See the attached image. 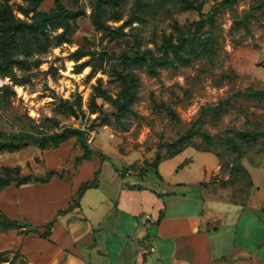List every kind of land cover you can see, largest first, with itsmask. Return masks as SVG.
<instances>
[{
  "label": "rangeland",
  "instance_id": "374dc122",
  "mask_svg": "<svg viewBox=\"0 0 264 264\" xmlns=\"http://www.w3.org/2000/svg\"><path fill=\"white\" fill-rule=\"evenodd\" d=\"M61 1L71 10L82 7L87 16L76 22L71 44L51 49L41 57L39 67L26 73V77L24 72L16 70L19 77L26 78V84L13 85L10 79L0 78V90L9 85L15 91H0V144L9 141L13 135L28 134L41 139L64 128L87 131L92 126L94 130L89 131L88 144L131 159L133 162L129 167H133V172L125 174V178L148 176L140 180L145 186H154L151 181L154 171L150 170L148 175L147 172L157 156L166 159L170 147L179 141L219 153L223 157V171L231 173L234 169L232 164L241 154L234 152L230 143L235 139L236 131L250 127L249 112L257 105L247 97L246 91L248 88H261L241 76L237 67L248 69L256 65V75L264 80L263 62L259 61L264 60V52L261 51L264 46V0H229L228 5L223 4L226 0H205L203 13L206 24L201 37L209 39L213 55L197 58L191 65L179 64L177 68L161 69L158 77L139 70L140 86L134 105L138 117L131 119V126L126 131L93 125L96 115L89 114L88 103L98 79H102L103 87L111 94L115 96L118 93L119 85L111 80L109 65L119 57L131 55L134 42L131 38L110 40L96 32L89 16L92 0ZM135 1L129 0L123 6L124 20L131 13ZM144 1L155 6L143 22L133 25L143 40L144 49L156 51L170 34L177 33V25L189 27L200 20L197 11L183 9L181 0ZM6 2L0 0V3ZM8 3L17 17L32 18L33 14L27 18L21 12V7H27L29 2L9 0ZM54 8V0H42L38 10L51 12ZM113 13L114 10L108 11V17ZM123 22L109 19V24L115 26ZM130 29L126 27L125 31ZM79 49L94 57L93 63L98 71L93 76H90L91 67L80 70V65L91 56L77 61L75 53ZM102 55H106L103 63L100 60ZM256 55L258 61L255 62ZM80 102L82 109H79ZM98 103L104 111L111 112L110 105L101 100ZM189 136H192L190 140ZM73 141L76 144L72 156H79L83 150L78 141ZM249 152L245 147L243 155ZM51 156L49 161L55 160ZM48 162L44 164L37 141H31L26 146L20 145L15 153H1L0 171L5 167H19L22 175L41 177L49 171ZM114 164L122 167L118 159H114ZM94 165V160L86 162L78 178L87 179ZM17 194L25 195V186ZM15 195L14 191L8 194V198ZM0 221V264H29L25 256V241L39 236L25 232L29 231L26 225L25 230L10 229L1 216ZM62 224L57 228L55 239L60 235Z\"/></svg>",
  "mask_w": 264,
  "mask_h": 264
},
{
  "label": "crops",
  "instance_id": "0c3cea01",
  "mask_svg": "<svg viewBox=\"0 0 264 264\" xmlns=\"http://www.w3.org/2000/svg\"><path fill=\"white\" fill-rule=\"evenodd\" d=\"M257 68L237 70L264 90ZM262 116L264 109L255 105L248 118L256 123ZM75 144L70 140L59 149L40 150L44 164L50 155L55 158L48 172L56 170L62 178L29 183L25 195L17 194L24 186L15 185L0 193L1 212L29 231L45 233L55 221L48 238L25 241L29 264H264V152L242 156L241 177L223 171L215 153L187 148L164 159L148 187L140 183L148 176L121 177L131 159L91 146L110 160L93 155L77 163L83 153L72 156ZM93 160L88 178L79 179L84 164ZM97 172L98 187L78 201L81 185Z\"/></svg>",
  "mask_w": 264,
  "mask_h": 264
},
{
  "label": "trees",
  "instance_id": "16d2710c",
  "mask_svg": "<svg viewBox=\"0 0 264 264\" xmlns=\"http://www.w3.org/2000/svg\"><path fill=\"white\" fill-rule=\"evenodd\" d=\"M6 1V3H0V78L10 79L13 85L23 86L27 83L26 78L19 77L16 70L24 72L26 77V73L39 67L41 57L48 54L51 49L64 44H71L74 26L79 18L87 16V12L82 7L77 10L68 9L61 0H54L55 8L53 11L41 12L38 9L42 4V0H25L29 2V5L21 7L22 14L27 18L30 14H33L30 20H26L17 17L12 6L8 3L9 0ZM128 2L129 0H92V11L89 15L96 32L101 33L103 38H109L110 40L131 38L134 42L131 55L126 54L119 57L111 61L112 63L109 65V76L111 80L119 85L118 93L115 96L111 94L108 89L103 87L102 79H98V84L94 86V92L88 103L89 114L96 115L92 120L93 125L112 126L117 131L128 130L131 126V119L138 117L134 105L138 99V88L140 86L139 70H144L152 77H158L161 69L177 68L179 64L191 65L197 58L213 55V51L209 47V39L201 37L206 24L205 14L203 13L205 0H181L183 9L197 11L200 14V20L192 23L189 27H179L177 25V33L170 34L157 47L156 51L143 48V40L133 27L135 23L143 22L148 15L152 14L155 6H151L149 2L144 0H136L131 13L124 20L122 9ZM229 3L230 1L226 0L223 4L228 5ZM110 10H114V13L111 17H108L107 14ZM110 18H113L115 22H124L120 26L111 25L109 24ZM126 27H131V29L125 31ZM75 54L77 61L91 56V59L80 65L81 71L86 67H91L90 76L98 71L93 63L94 57L90 53L79 49ZM105 56L102 55L100 59L102 63L105 61ZM12 88L5 85L0 91L14 93L15 91ZM246 95L255 101L259 108L264 109V90L248 88ZM99 100L111 106L110 113L104 111L98 103ZM79 109H82L81 102L79 103ZM83 114L85 113L83 112ZM248 123L250 127L247 130L236 131L234 133L235 139L230 143L233 151L241 154L232 164L234 168L231 171L232 174L236 172L237 174H244L245 172L241 166L245 147L251 152H264V116L256 123H251L249 120ZM93 130L92 126L87 131L68 127L41 139H35L28 134L13 135L9 141L0 144V154L4 152L15 153L19 151L20 145L26 146L31 141H37L38 147L42 151L55 150L68 141L75 139L80 143L83 150L82 156L77 158V163L82 160H89L93 155H97L103 161L110 160L103 152L93 149L88 144L89 131ZM1 137L2 135H0ZM191 138L192 136H189V140ZM187 148L201 150L192 145H184L183 141H179L170 147L166 159L179 155ZM202 151L213 152L211 150ZM213 153L220 158L221 162L223 161L222 155L216 152ZM163 160L160 156H157L149 170L156 172ZM132 172L133 167H128L122 170L120 174L124 179L125 174ZM98 174L99 172L96 173L93 181H87L81 185L78 191V201L89 189L98 187ZM55 177L62 178L63 173L52 170L45 176L36 178L33 175H22L19 167H5L0 171V193L12 185L21 187L32 182L47 184ZM64 213L65 211L60 212V214ZM0 216L8 228L25 230V224L10 219L1 211ZM0 224H2L1 221ZM54 224L55 221L50 222L45 233H40L36 229L25 232L36 234L41 238H48Z\"/></svg>",
  "mask_w": 264,
  "mask_h": 264
}]
</instances>
